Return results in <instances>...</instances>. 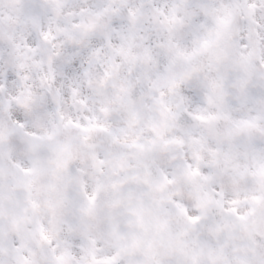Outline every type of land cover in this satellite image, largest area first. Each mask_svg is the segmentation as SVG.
<instances>
[{
	"label": "clouds",
	"instance_id": "obj_1",
	"mask_svg": "<svg viewBox=\"0 0 264 264\" xmlns=\"http://www.w3.org/2000/svg\"><path fill=\"white\" fill-rule=\"evenodd\" d=\"M264 264V0H0V264Z\"/></svg>",
	"mask_w": 264,
	"mask_h": 264
},
{
	"label": "snow or ice",
	"instance_id": "obj_2",
	"mask_svg": "<svg viewBox=\"0 0 264 264\" xmlns=\"http://www.w3.org/2000/svg\"><path fill=\"white\" fill-rule=\"evenodd\" d=\"M102 264H113V260H105Z\"/></svg>",
	"mask_w": 264,
	"mask_h": 264
}]
</instances>
